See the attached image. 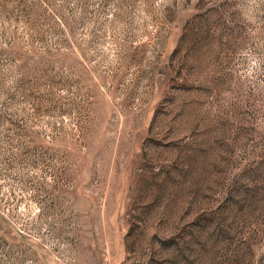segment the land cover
<instances>
[{"label": "rangeland", "instance_id": "374dc122", "mask_svg": "<svg viewBox=\"0 0 264 264\" xmlns=\"http://www.w3.org/2000/svg\"><path fill=\"white\" fill-rule=\"evenodd\" d=\"M0 264H264V0H0Z\"/></svg>", "mask_w": 264, "mask_h": 264}]
</instances>
